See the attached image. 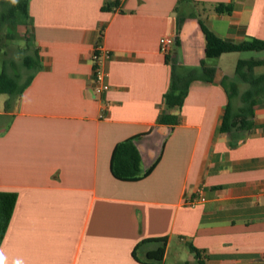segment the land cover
<instances>
[{"label": "crops", "instance_id": "0c3cea01", "mask_svg": "<svg viewBox=\"0 0 264 264\" xmlns=\"http://www.w3.org/2000/svg\"><path fill=\"white\" fill-rule=\"evenodd\" d=\"M28 13L39 68L8 109L0 96V190L17 193L0 264H152L133 249L153 237H167L162 264H264V92L237 143L221 130L222 79L237 82V109L248 88L237 62L264 50L207 58L198 19L231 42L264 40V0H28ZM162 35L174 38L167 54ZM99 40L110 51L104 102L93 93ZM202 61L215 79L192 81L168 108L171 84ZM165 112L180 121L158 122ZM139 133L142 167L161 157L147 177L118 179L113 148Z\"/></svg>", "mask_w": 264, "mask_h": 264}, {"label": "trees", "instance_id": "16d2710c", "mask_svg": "<svg viewBox=\"0 0 264 264\" xmlns=\"http://www.w3.org/2000/svg\"><path fill=\"white\" fill-rule=\"evenodd\" d=\"M218 13H231L233 6L231 4L219 3L215 6ZM18 14L26 18L27 26L29 24L28 0H0V53L1 43L4 38H10V30L17 22ZM199 24L205 36V54L207 58H216L226 52H238L245 50H264V40L258 38H249L241 42H231L218 35L207 27L201 17ZM182 18H179L178 25L181 26ZM27 41H33L28 30ZM37 50L31 49L28 45L23 49V55L20 61L14 57L8 56L2 62L0 70V96L7 94L9 98L5 102V108L8 109L11 101L21 95L25 88L32 81L35 72L38 70ZM264 59H239L236 65V73L241 79L248 83V88L241 93L242 104L235 109L232 105V98L239 93L238 84L235 80L226 82L222 79V84L227 88L229 102L226 107L221 130L228 132L232 136V143H237L240 135L248 130L252 125L253 107L257 97L264 92V73L249 78L248 72L256 66L263 65ZM217 67L207 65L205 61L201 63V71L192 69L184 75L180 82H173L170 89L164 95V101L168 108H181L185 97L188 94L192 81L196 79H205L212 81L216 77ZM180 121V116L165 112L159 116L158 122L167 124H176ZM145 133H139L119 141L113 148L111 155V172L121 180L136 181L147 177L157 162L161 154L146 169L142 167L141 153L137 147L136 140ZM17 201V193L14 191L0 190V246L11 221V217ZM148 241H158L161 245L147 253L146 259H141L137 254V249ZM167 246V237H153L143 239L133 249L134 257L142 262L152 264H162ZM185 264H189L186 262Z\"/></svg>", "mask_w": 264, "mask_h": 264}, {"label": "built area", "instance_id": "2783aa9c", "mask_svg": "<svg viewBox=\"0 0 264 264\" xmlns=\"http://www.w3.org/2000/svg\"><path fill=\"white\" fill-rule=\"evenodd\" d=\"M174 38L170 35L160 37V50L167 54L171 50ZM110 56L108 51L99 40L93 51V93L95 98L104 102V96L110 88L108 82L109 72L104 66V61Z\"/></svg>", "mask_w": 264, "mask_h": 264}, {"label": "rangeland", "instance_id": "374dc122", "mask_svg": "<svg viewBox=\"0 0 264 264\" xmlns=\"http://www.w3.org/2000/svg\"><path fill=\"white\" fill-rule=\"evenodd\" d=\"M27 20L22 14H18L17 22L14 27L10 30L12 36L9 38H4L1 43V53H0V70L2 67V62L8 56H12L16 61H20L23 55V49L26 46H30L31 49H34L33 41H27L26 35H28V26L26 24ZM235 55V56H234ZM232 57V61L238 56L234 54ZM7 94L2 95V99L7 97Z\"/></svg>", "mask_w": 264, "mask_h": 264}]
</instances>
